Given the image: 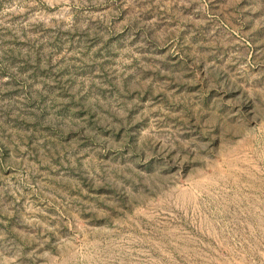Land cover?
I'll list each match as a JSON object with an SVG mask.
<instances>
[{"label":"rangeland","instance_id":"374dc122","mask_svg":"<svg viewBox=\"0 0 264 264\" xmlns=\"http://www.w3.org/2000/svg\"><path fill=\"white\" fill-rule=\"evenodd\" d=\"M0 264H264V0H0Z\"/></svg>","mask_w":264,"mask_h":264}]
</instances>
